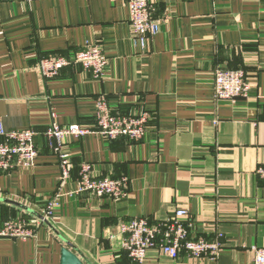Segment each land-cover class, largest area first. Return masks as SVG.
<instances>
[{
	"label": "crops",
	"instance_id": "obj_1",
	"mask_svg": "<svg viewBox=\"0 0 264 264\" xmlns=\"http://www.w3.org/2000/svg\"><path fill=\"white\" fill-rule=\"evenodd\" d=\"M160 30L131 42L126 0H0V121L35 131L38 154L28 169L0 171V228L40 214L57 189L58 159L44 131L94 128L93 105L105 97L117 114L146 111L143 139L87 133L68 143L75 186L82 164L96 177L128 179L117 200L89 193L62 198L35 238L0 239V264H60L66 246L85 264H135L122 248L120 224L188 213L194 237L224 244L215 259H176L148 251L144 264H253L264 246V0H154ZM101 45L100 80L81 65L43 79L39 60ZM241 69L251 90L216 101V69ZM34 211V212H33ZM33 212V213H32Z\"/></svg>",
	"mask_w": 264,
	"mask_h": 264
},
{
	"label": "built area",
	"instance_id": "obj_2",
	"mask_svg": "<svg viewBox=\"0 0 264 264\" xmlns=\"http://www.w3.org/2000/svg\"><path fill=\"white\" fill-rule=\"evenodd\" d=\"M129 13V25L132 31L131 42L139 50H144L145 39L160 30L162 17H154L156 3L154 0H126ZM81 65L86 73L100 80L108 65V58L101 45L86 44L76 50L72 56L57 55L39 60L38 72L43 79H53L65 67ZM214 96L216 101L235 103L244 98L251 90L246 73L241 69H216L214 72ZM55 112L50 111L51 123L44 131L50 142L53 153L57 156L60 175L55 194L45 200L40 214L42 218L10 219L0 228V239L28 240L35 238L38 228L55 219L61 207L62 198L73 194L89 193L97 198L117 200L124 197L128 179L126 177H96L91 165H81L75 186L65 190L72 182L73 160L68 143L73 138L87 133L100 135L104 139L114 140L127 138L131 141L143 139L147 132L149 115L146 111L130 115L117 114L105 97L96 99L92 117L95 127L89 128L77 123L59 125L55 121ZM35 131L30 128L5 129L0 121V171L8 172L14 168L28 169L34 164L38 150L35 144ZM257 176L264 183V166L256 169ZM185 209H176L172 216L165 220L148 222L144 218L124 221L120 224L119 233L122 248L135 264H144L147 253L157 250L162 256L176 259L181 253L193 259H215L223 251L224 244L209 241L191 235L190 224L186 221ZM253 264H264V246H252Z\"/></svg>",
	"mask_w": 264,
	"mask_h": 264
},
{
	"label": "water",
	"instance_id": "obj_3",
	"mask_svg": "<svg viewBox=\"0 0 264 264\" xmlns=\"http://www.w3.org/2000/svg\"><path fill=\"white\" fill-rule=\"evenodd\" d=\"M34 214L37 217L42 218L41 214H37L36 212H34ZM60 264H85V263L81 260V258L76 253L71 251L68 247L64 246L61 249V263Z\"/></svg>",
	"mask_w": 264,
	"mask_h": 264
}]
</instances>
